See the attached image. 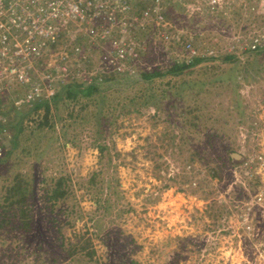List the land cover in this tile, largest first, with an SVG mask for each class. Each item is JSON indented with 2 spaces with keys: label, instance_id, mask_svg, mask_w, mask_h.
Wrapping results in <instances>:
<instances>
[{
  "label": "rangeland",
  "instance_id": "1",
  "mask_svg": "<svg viewBox=\"0 0 264 264\" xmlns=\"http://www.w3.org/2000/svg\"><path fill=\"white\" fill-rule=\"evenodd\" d=\"M199 4L181 6L177 12H182L184 19L178 18V25L171 23L182 29V36L193 39L192 45L198 43L217 57L234 54L240 63L208 62L185 75L156 78L152 85L157 110H144V115L117 112V120L112 119L105 129L101 128L111 147L101 163L93 143L102 134L79 124L70 127L74 121L69 114L73 101H58L54 129L35 132L31 138L26 135L15 150L21 162L0 168V188L6 180L10 182L22 173L37 191L33 199L37 207L46 200L43 188L52 179L69 176L73 180L74 195L67 196L65 206L78 203L83 218L63 232L68 245L77 246L81 240L92 239L97 252V263L93 264H106L116 257L117 249L110 250L108 244L115 239L125 242V237L135 241L124 260L126 264H264V206H254V196L264 187V167L255 164L258 175L254 177L246 175L243 167L261 152L264 141V53L245 52L256 40L255 44L264 45V0H225L214 5V10L205 0ZM82 27L72 23L67 28L58 27L63 37L48 55L59 58L48 56L37 63L36 71L41 77L38 82L51 67L57 69L56 77L69 82L75 76L83 84L97 78L100 81L104 73L119 69L160 68L173 61L174 57L161 44L153 43V29L148 26L137 30L135 39L141 45L138 51H145L142 59L129 60L134 64L131 66L122 62L116 65L110 41H101V37ZM117 34L113 39L124 43L133 38L132 34ZM75 47L79 52H74ZM174 48L183 49L178 44ZM68 55L70 62L64 64L63 56ZM81 59L84 64L78 63ZM77 70L80 75H75ZM68 75L71 76L67 78ZM182 82L197 87L181 97L175 96L178 90L169 86ZM60 86L56 84L52 96ZM16 90L5 96L0 94V99L6 105L12 100L14 107H20L16 98L29 90ZM166 90L169 92L164 93ZM113 92H106L112 101L116 97ZM52 101L53 98L51 104ZM90 101L80 93L73 104L79 108ZM6 105L0 113L12 107ZM3 118L0 114V120ZM26 125L30 126L27 132L35 128L31 119L25 120L24 128ZM13 134L14 130L7 129L6 138L0 136L1 154L4 145H11ZM226 148L233 163L222 152ZM102 168L98 185L93 191L88 190L86 180ZM213 170L217 176H213ZM95 197L110 199L113 208L96 211ZM37 207L34 212L39 218ZM49 212L43 210L42 214ZM61 256L68 257L67 253ZM75 258L74 263L90 264L84 253ZM70 260L58 264H69ZM51 263L48 253L34 241L21 238L11 226L0 229V264Z\"/></svg>",
  "mask_w": 264,
  "mask_h": 264
},
{
  "label": "trees",
  "instance_id": "2",
  "mask_svg": "<svg viewBox=\"0 0 264 264\" xmlns=\"http://www.w3.org/2000/svg\"><path fill=\"white\" fill-rule=\"evenodd\" d=\"M142 3L144 4V2ZM178 9L179 8H171L167 11V13H165V18L174 23V25H178L176 24L178 18H180V21L184 19L181 18L182 12L181 14L177 12ZM192 40L193 39H191L189 35L182 36L181 47L184 48L188 43L192 45ZM192 47L195 54L191 58L190 62L173 58V61H171L168 66L166 65L164 67L161 66L160 68L156 67L153 69L142 68L136 72H114L109 75H104L101 81H98L97 78L95 81L85 82L83 84L78 83L74 76L71 81L65 84H58L61 85V88L57 90L55 96L53 97L52 104L47 100L44 101L41 99L30 103L26 102L27 90L23 96L16 98L17 101L22 102L20 107H14V101L12 100L6 105L4 100L0 99V112L3 110L5 105L8 108H10V104L12 106L8 111L0 113L1 117H4L0 120V134H3V132L7 129L14 130L11 145L3 146L4 154L0 160V168L5 165H10L13 162V164L21 162V158L15 150L19 148L21 140L26 135L31 138L35 135V132H42L45 129H54V117L58 111L56 105L58 101L60 102L65 98H70V100L74 103L80 93L87 98H91L90 103L85 102L84 104H81L79 108L71 102L73 107L71 108L69 114L70 118H73L74 121L70 127L79 124L84 126L86 129H98L97 134H102V136H99L101 138H98L97 136L95 137L93 147L98 150L99 163H101L105 160L111 148L107 142H105L106 138L103 136L101 128L105 129L109 123H112V119H115L116 121L117 112L125 115L131 113L144 115V110L152 108L157 110V106L153 105V101L157 100V96L154 94V87L152 85L156 78L165 77L167 75H185L197 67H203L205 64H208V62L222 65L225 63L238 64L240 61L234 54L222 53L218 55V57L205 56L207 50L200 48L198 43L196 45L193 44ZM247 51H253L250 53H254L255 55L262 54L264 53V45L253 48L248 47L245 52L247 53ZM142 54L143 53L138 52V58L142 59ZM164 55L167 56L165 53ZM137 56L135 58H137ZM214 69L217 70L219 68L215 67ZM77 73L78 71L76 74ZM191 82L195 83L194 80ZM23 87L25 88L26 86H22V88ZM195 87H197V85L192 86L189 82H182L180 84H173V86H169L171 89L174 88L175 90H178L175 96L179 97L184 95L185 92H189V89H194ZM29 88L30 87L27 89L29 90ZM199 89L200 87L198 88V93L200 92ZM112 90H114L113 93L115 94L114 96H116L114 101L109 99L106 95V92ZM167 92L169 91L166 90L164 93ZM53 102L55 103L56 108L55 106H52ZM91 105H94L95 108L94 106L92 108ZM41 110L43 111V114H39V111ZM35 115H37V118H32ZM26 119H31L35 124V128H32L30 132L26 131V128L30 127L29 125H26L25 128L23 126ZM228 151L229 148L222 150L225 154L227 153V161L233 163V159ZM230 151L232 153V150ZM103 169L104 168H102L99 173H94L93 176L86 180V188L88 190L93 191L95 186L98 185V178L102 177ZM217 175L218 172L213 170V176ZM102 181L104 182V180ZM72 182L73 180L69 176H59L57 179H52L50 184L47 183L45 185L46 187L43 188L45 193L44 198H46V200H43V204H41L40 207H37V202L35 201L34 203L33 201L36 197L37 191L24 179L22 173L15 175L10 182L6 180L4 185L0 188V229H5V227L11 226L17 235L21 234V238L34 241V243L38 244L40 249H44V251L48 253V259L52 261L51 264H58L61 260L63 261L67 258L72 259L69 264H73L76 260L74 257L78 254L83 255V253L86 257H88L90 264L97 263L94 259L97 252L92 244L93 242L91 238L81 240L77 246L71 245V243L68 245L66 243L67 238L63 229L65 227L74 228L76 221L83 218V212L78 203L65 206L66 199L68 198L67 196L74 195V188L71 185ZM256 182L258 183V180H256ZM91 184L94 185V187H90ZM117 186H119L118 182ZM112 194H114L113 191ZM95 201L97 204L96 211H102L103 209H105V211H109L113 208L110 203V199L103 200L101 197H95ZM35 207L40 210L38 214L39 218H36L37 215L34 212ZM43 210L50 212L48 215L46 213L42 214ZM124 241L125 242H120V239H115L112 244H108L110 250L113 247L117 249V251H114V255L116 257H112V259L106 264H126L125 261L129 257L128 250L131 245H135V241L129 239L128 237H125ZM125 249L127 251H125ZM66 253L68 257L63 258L61 255ZM131 263L137 264L134 261Z\"/></svg>",
  "mask_w": 264,
  "mask_h": 264
},
{
  "label": "built area",
  "instance_id": "3",
  "mask_svg": "<svg viewBox=\"0 0 264 264\" xmlns=\"http://www.w3.org/2000/svg\"><path fill=\"white\" fill-rule=\"evenodd\" d=\"M224 1L205 0L212 10L217 9L214 5ZM199 3L201 4L202 0H145L144 4L140 0H0V94L5 96L19 87L26 86L30 87L26 102L39 99L51 101L56 84H65L68 80L56 77L55 75L59 74L57 69L50 66L51 68H47L43 74L45 78L38 82L41 77L36 67L37 63L50 56L49 52L56 49L63 37L58 27L67 28L69 23L84 26L82 29L96 34L98 38L101 37V41L109 40L114 49L111 55L116 58V65L120 62L129 66L134 65L129 60H134L138 49L141 48L135 39L137 30L144 29L145 26L153 29L151 36L155 45L161 44L170 56L190 62L195 54L192 45L188 43L181 51L174 48V44L181 46L183 32L165 18V13L174 6L180 8ZM114 34H117L116 36L132 34L134 39L124 43L116 37L113 39ZM255 43H258V40ZM255 43L251 42L252 48L260 46ZM73 49L74 52H79L77 47ZM205 56L216 54L210 52L205 53ZM69 58V55L63 56L62 61H66L64 64L70 62ZM83 59L78 63L84 64ZM77 71L75 75H80V70ZM136 71L118 70L119 73ZM65 73L67 69H64L63 74ZM33 78L35 80H32ZM5 131L0 134L3 139L6 138ZM261 145V152L244 163L246 175L253 177L258 175L256 171L258 167L255 168V164L264 167V141ZM3 154L4 149L2 154L0 152V160ZM254 202L255 207L264 206V187L262 192L254 196Z\"/></svg>",
  "mask_w": 264,
  "mask_h": 264
},
{
  "label": "water",
  "instance_id": "4",
  "mask_svg": "<svg viewBox=\"0 0 264 264\" xmlns=\"http://www.w3.org/2000/svg\"><path fill=\"white\" fill-rule=\"evenodd\" d=\"M237 156V155H236Z\"/></svg>",
  "mask_w": 264,
  "mask_h": 264
}]
</instances>
